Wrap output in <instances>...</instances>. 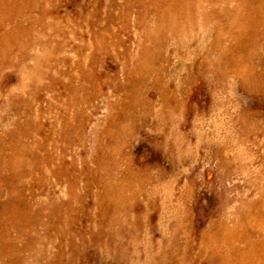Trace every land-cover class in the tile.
Segmentation results:
<instances>
[{"label": "rangeland", "instance_id": "rangeland-1", "mask_svg": "<svg viewBox=\"0 0 264 264\" xmlns=\"http://www.w3.org/2000/svg\"><path fill=\"white\" fill-rule=\"evenodd\" d=\"M0 264H264V0H0Z\"/></svg>", "mask_w": 264, "mask_h": 264}]
</instances>
